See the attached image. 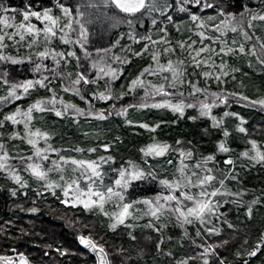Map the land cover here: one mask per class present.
I'll list each match as a JSON object with an SVG mask.
<instances>
[{
	"label": "snow or ice",
	"instance_id": "1",
	"mask_svg": "<svg viewBox=\"0 0 264 264\" xmlns=\"http://www.w3.org/2000/svg\"><path fill=\"white\" fill-rule=\"evenodd\" d=\"M190 4L199 6L201 12L213 9L215 15L193 12L188 7ZM173 11L188 15L189 30L192 32L187 39L177 40L175 46L169 38L167 27V24L174 23ZM10 12L16 15H9ZM17 15L21 17L19 21ZM161 18L166 21L163 26L158 24ZM146 19L151 20L153 31L159 29L164 34L153 39V34L148 29L145 30L147 34L136 32V27L143 25ZM257 21L264 26V8L253 11L248 4L241 3V0H235L234 5L230 0H86V2L74 0L73 3L55 0L52 6L34 5L29 0L22 9H10L0 4V25L3 26L0 28V62L10 66L0 72V81L6 86L4 94L0 95V104L7 105L22 100L40 88L51 93L36 97L26 108L16 106L0 120V128H4L8 122L13 126L23 124L22 131H11L8 139L25 141L31 151L27 156L12 155L7 142L3 139L4 132H0V170L6 172L22 188H27L28 180L20 174L18 167L11 163L13 160L20 161L30 178H34L46 191L55 196L59 190L63 204L82 207L87 211L96 210L108 217V227L114 231L121 225L126 229H134L135 225L130 223V220L150 217L147 226L161 233L154 241L157 252L164 251L163 229L174 220V223L184 230L183 236L177 238L180 246H183L186 237L195 248L193 255L175 259L173 264H197V261L201 264H228L226 259L220 256L218 249L229 244L232 236L236 235L235 231L228 233V238H221L218 243L198 242V238L202 237H221L225 226L227 229H236V225L219 211L221 207L219 197H238L232 203L245 207L248 220L252 219L255 206L264 203V199L254 198L245 204L243 198L246 190L234 192L228 187L226 181L237 179L232 175L235 164L231 156L224 163L231 165L232 169L228 171L217 169L216 155L199 154L197 158V153L193 150H185L182 147L173 149L171 144L153 136L150 143L139 149L147 167L132 159L116 165V157L111 154L98 155L95 158L85 155L96 153V147L75 146L69 149L53 147L50 141L54 132L34 127L33 121L37 119L35 113L51 112L56 117L73 118L76 123H79L81 117L103 121L113 115L123 116L125 123L132 125L137 122L128 119L129 108L168 109L181 117L185 115L186 109H195L200 116L211 119L215 127L221 124V120L213 114V109L220 104L228 105L230 97H236L237 102L248 101L251 105L264 107V96L251 99L242 92L224 94L221 91H211L208 83L212 80L217 84L226 83V77L240 71L230 64L226 57L243 58L251 55L264 65V36L257 35ZM121 25H128L129 39L137 43L146 41L134 55L142 56L148 53L152 63L147 64L130 79L126 91L121 90L117 93L112 87V82L120 79L124 74L122 65L130 64L131 60L128 56L115 53L109 55L111 48L120 43L119 40L114 44L109 40L110 47H98L97 43L103 39V33ZM94 28L97 33L95 40L92 39ZM8 29L14 30L7 31ZM176 30L180 31L179 24H176ZM193 36L196 39H193ZM56 40L69 47L58 50L53 46ZM22 43L29 50L26 54L13 55L8 51L10 47H15L18 53ZM161 45L165 47L161 48ZM90 48L95 49L96 56H93ZM128 51L132 49L129 47ZM78 52H83V59L90 63L91 72L82 63V57ZM165 54H168V57L162 62ZM49 59L52 61L51 66L46 63ZM73 59L76 61V67L83 69L75 74L64 70ZM16 65L25 66V70L38 73L39 77L10 79L11 72L15 71L11 66ZM189 66L193 69L191 73ZM196 69L200 71L197 72ZM190 76L197 79L193 80L189 78ZM200 76L205 78L203 82L199 79ZM50 77L61 78L62 90L79 96L88 107L83 108L71 100H65L55 88L49 87ZM147 77H157L158 81L154 82ZM231 78L236 79L234 75ZM101 80L104 81L103 85L100 84ZM89 84H96L97 88L90 95H85L84 86ZM138 88L143 89L144 93L138 103L117 107V101L123 100L129 93H135ZM156 97L160 99L156 100ZM95 100L112 103L108 108L97 109ZM149 100L152 102L149 103ZM229 115L238 118L237 130L247 135L245 118L238 112L224 113V116ZM188 118L197 119L196 116ZM139 126L154 133L160 127V123L139 122ZM223 136L225 138L230 136L227 128L223 129ZM116 139L119 140V137ZM248 143L251 147L241 155L251 161L264 163V147H261V142L250 139ZM176 144L180 145L181 141L177 140ZM101 147L107 152L111 145L104 143ZM217 150L222 153L231 151L226 140L218 142ZM69 151L79 155L64 154ZM171 152H178V164H174ZM50 153H56V158H51ZM159 157H168L165 163L173 166L168 175H162L149 163L150 158ZM53 172L57 174L55 178L50 175ZM140 189L145 193L154 194H144L137 198V191ZM12 195H16V192L13 191ZM37 195L40 193L37 192ZM110 203L114 205L112 210L106 207ZM137 205L143 207L138 208ZM28 211L36 212L38 209L33 207ZM189 225L196 226L194 236L188 231ZM125 234L131 241L138 240L134 231ZM76 239L80 245L96 253L98 264H125V259L129 264H135L131 255L125 259L115 256L110 259L105 244L97 240L92 232H78ZM171 239L169 236L168 240ZM247 242L245 237L244 243ZM261 248H264V235L259 237L254 248L247 251V256H255ZM57 251L65 255L69 249ZM125 251L123 246L117 249L119 253ZM235 254L243 255L240 251ZM137 255L142 256L143 249ZM166 255L172 257L173 253L169 251ZM18 257L16 260L3 255L0 256V262L31 264L23 252H19ZM243 264H248V261L244 260Z\"/></svg>",
	"mask_w": 264,
	"mask_h": 264
},
{
	"label": "trees",
	"instance_id": "2",
	"mask_svg": "<svg viewBox=\"0 0 264 264\" xmlns=\"http://www.w3.org/2000/svg\"><path fill=\"white\" fill-rule=\"evenodd\" d=\"M86 1V0H84ZM29 0H0V4L8 8L22 9ZM34 5L52 6L55 0H31ZM74 0H65V3H73ZM234 5L235 0H230ZM241 3L248 4L253 11H260L264 8V0H241ZM227 6V5H225ZM188 7L193 12L201 14L204 11H213V9H205L201 12L199 6L190 4ZM54 11H56L54 9ZM214 12V11H213ZM174 23L167 24L169 38L173 41V45L179 39H187L192 35V32L184 33L181 30H176V24L180 22L178 19L180 15H186L185 13L172 12ZM9 15H16L15 13H9ZM159 16V14H156ZM21 17L17 15V21ZM166 21L163 18L158 20V24L163 26ZM257 23V35L264 36V26ZM3 26L0 25V28ZM118 29V30H117ZM148 29L153 34V39H157L158 36L164 33L159 29L153 31V26L150 19H146L144 24L137 26L135 31L141 34L145 33ZM14 29H8L7 31H13ZM116 30V31H115ZM130 29L128 25H121L120 27L112 29L103 34V39L99 40L97 46L110 47L111 43H115L118 38H124L128 36ZM18 38V37H17ZM193 39H196L193 36ZM58 41V40H56ZM55 42V41H54ZM11 44V41H9ZM146 41H139V43L127 37V40L123 41L122 47L116 45L111 48V52L116 55L128 56L131 60L130 64H124V74L120 79L112 82L113 89L119 93L121 90H127V85L130 79L134 78L138 72L147 64L152 63L148 53H144L142 56H135L134 52L139 51L142 45ZM58 50H64L69 46L55 45ZM215 46V45H214ZM78 47V46H77ZM132 51H128V48ZM165 47V45L160 46ZM123 48V50H122ZM13 55H24L29 50L22 43L19 46V52L17 53L15 47L8 49ZM93 55H96L95 49L90 48ZM177 52L179 49L177 48ZM82 57L83 53L78 52ZM103 55V53H101ZM168 54L162 57V62L166 60ZM175 59V56H173ZM229 60V63L234 67L239 68L240 71L232 73L229 77H226V83H219L215 80L209 81L211 91H221L224 94L232 92H242L249 96L251 99H257L264 96V65L261 66V70L256 66L257 60L254 56L248 55L243 58L232 57L225 58ZM251 62V66H249ZM52 63V61H51ZM83 63V61H82ZM87 66L88 63H83ZM52 65V64H51ZM260 65V64H259ZM114 66H116L114 64ZM15 68L14 72H11L10 79L15 77L16 79L24 78H38L35 73L30 70H25V66L16 65L11 66ZM10 66L0 62V72ZM89 68V67H88ZM65 71H71L75 74L81 71L76 67V61L73 59L72 63L67 66ZM91 72V70H89ZM193 71L189 66V73ZM195 71H200L196 69ZM48 74V73H47ZM234 75L236 79H232ZM189 78L195 80L197 77L190 76ZM147 79L158 81L157 77H147ZM199 79L203 82L204 77L200 76ZM243 82V83H241ZM104 81L101 80L100 84L103 85ZM6 86L0 81V95L4 94V88ZM50 88H55L56 91L65 100H71L77 103L80 107L87 108L88 104L83 102L80 97L74 96L72 93H66L62 90L61 84L49 85ZM97 88L96 84L85 85L83 92L85 95H90L92 91ZM103 90V89H101ZM46 89L40 88L33 91L31 96L24 97L22 100L15 101L10 104H0V120H3V116L9 111L14 110L16 106L26 108L33 99L40 95H50ZM143 89H137L135 93H129L123 100L117 101V107L126 105L128 103H138L143 96ZM159 100V97L155 98ZM152 101L149 100V103ZM111 101L95 100L94 104L97 109L108 108ZM225 112H238L242 115L246 124L244 125L248 129L247 135L240 133L237 130L239 120L237 117L231 115L224 116ZM213 114L221 120L219 126H213V121L207 117H202L195 109H186L183 117L177 113H173L168 109H156V108H129L128 119H132L137 122L132 125L125 123L123 116H110L107 120H98L91 117L85 119L80 118L79 123L75 122L73 118H60L56 117L54 113H35L37 119L33 121L34 127H40L44 130H50L54 132L50 143L55 148L69 149L75 146L81 147H96V153H85L95 158L98 155L111 154L116 157V165L124 164L127 160L132 159L137 163L147 167L142 159V153L139 149L151 142L152 137L155 136L160 141H166L172 145L173 149L184 148L185 150L191 149L199 154L208 155L210 153L216 155L217 161L215 167L217 169H223L228 171L232 169L231 165H227L224 161L231 156L234 160L235 168L232 171V175L236 176V180L229 179L226 184L232 191H239L240 189L246 190L244 195V202L247 204L254 198L264 199V163H257L251 161L241 155L246 149H249L251 145L248 143L250 139H256L261 142V147H264V107L260 105H251L248 101L237 102L236 97H230L228 105L220 104L213 109ZM189 116H196L197 119L191 120ZM139 122H146L149 124L160 123V127L156 132H149L148 130L139 126ZM227 128L230 132V136L225 138L223 136V129ZM23 124L19 126H13L8 122L4 128H0V132H4L3 139L7 142L8 148L12 155H21L23 150L30 152V146L25 141L15 139L9 140L8 137L13 130L22 131ZM87 133V136H85ZM119 137V140L116 138ZM180 140L181 144L177 145L176 141ZM220 140H226L227 145L231 149L228 153H222L217 150V145ZM109 143L110 149L105 152L102 144ZM43 146V142H41ZM20 151V152H19ZM19 152V153H18ZM31 153V152H30ZM66 155L78 156L75 152H65ZM178 152H171L170 156L174 161V164H178ZM51 158H56V153H50ZM168 157H159L155 159H149L158 172L162 175H168L173 170V166L167 165L165 161ZM12 163L17 161L13 160ZM49 163L50 162H46ZM17 166V163L15 164ZM115 166V165H114ZM162 166V167H161ZM22 167V163L17 166ZM105 167H108L105 165ZM162 168L164 169L162 171ZM54 178L57 176L55 172L50 174ZM7 179H0V256L18 254L23 252L28 256L32 264H95V258L85 249H83L78 240L76 239L77 233L83 231L84 233L92 232L97 240L104 243L107 251L110 253V259L115 256L120 259H125L129 255L133 257L135 264H173L175 259H182L187 255L194 254L195 245L191 244L187 238L184 241L183 246L177 245V238L174 237L175 230L172 227L163 229V237L165 244L163 246L164 251L157 252L154 247V241L161 236V233L156 232L153 228L148 230H141L134 232L138 240L131 241L125 234L128 229L125 227H118L115 231L106 228L98 217L94 213L86 212L81 207H72L65 205L61 202L63 199L62 194L57 190V195H48L42 193L36 184H31L29 174L28 187L17 190L13 181L7 174ZM31 180V181H30ZM15 191L16 195H12ZM131 191V190H130ZM37 192L40 195H37ZM153 195L154 193H145L143 189L137 191V198L141 195ZM59 197V198H58ZM224 201L223 207L220 208V212L224 213L233 224L236 225V229H227L222 233L221 237L208 236L207 238H198L200 243H213L219 242L221 238H228V233L235 231L236 235L232 236L229 240V244L218 249L220 256L225 258L228 264H243L244 260L248 261V264H264V248L253 257L247 256V251L255 247L257 240L261 235H264V203L257 204L254 208L253 217L251 220L246 218V209L244 206H238L232 201L238 199V197H219ZM224 199V200H222ZM226 201V202H225ZM37 208L38 211L31 212L28 209ZM139 215V214H138ZM149 217H143L141 220L148 219ZM88 225V227H84ZM195 226L190 227L189 233L194 236ZM173 231V232H172ZM172 237L168 240V237ZM245 237L247 243H244ZM102 238V239H101ZM148 239V241H147ZM123 246L126 251L123 253L117 252V249ZM69 249L68 253L61 255L57 249ZM143 249V255L138 256L137 253ZM173 253L172 257L166 255L167 252ZM243 253L242 256H236V252ZM47 253V254H46ZM125 264L129 262L125 259ZM197 264H201L197 261Z\"/></svg>",
	"mask_w": 264,
	"mask_h": 264
},
{
	"label": "rangeland",
	"instance_id": "3",
	"mask_svg": "<svg viewBox=\"0 0 264 264\" xmlns=\"http://www.w3.org/2000/svg\"><path fill=\"white\" fill-rule=\"evenodd\" d=\"M84 2H86V1H84ZM58 14V13H57ZM202 15H215V12H213V11H204L203 13H202ZM178 21L180 22L179 23V25H180V30H181V32H184L185 34L186 33H188V32H190L191 33V31L189 30V27H190V21L188 20V16H186V15H180V18L178 19ZM98 27V26H97ZM114 30V29H113ZM118 30V29H117ZM116 31V30H115ZM103 34H107V33H103ZM127 37L128 36H125L124 38H118V40H119V46L120 47H122V43H123V41L124 40H127ZM97 38V33H96V30H95V28H94V32H93V37H92V39L93 40H95ZM56 42V44L57 45H63L62 43H60L59 41H55ZM55 42L53 43V45H55ZM83 53V52H82ZM93 56H96V55H93ZM82 61H83V63H88L87 64V66L86 67H89V70H91L90 69V63L87 61V60H84L83 59V56H82ZM46 63L47 64H49L50 66H51V60L49 59L48 61H46ZM257 63H258V65L256 66L258 69H260L261 70V66H263V65H261L260 63H259V61H257ZM260 64V65H259ZM80 69V68H79ZM80 70H83V69H80ZM68 71V70H67ZM46 75H47V73H45ZM37 75H39L38 73H35V76H37ZM50 79H51V77H50ZM55 83H57V84H61L62 83V80H61V78H59V77H57V78H55V79H51V83L49 84V85H52V84H55ZM77 98H78V96H77ZM83 102H85V101H83ZM20 152V151H19ZM18 152V153H19ZM31 152V151H30ZM30 152H27V150H23V152H22V154L21 155H25V156H27V155H30L31 153ZM15 161H17L16 163H17V166H18V164H20L21 162L20 161H18V160H15ZM12 163V162H11ZM16 163H12V164H16ZM19 169V171H20V174L26 179V180H29V178L27 179V177H28V173L26 172V171H24V165L22 164V167H19L18 168ZM7 173L6 172H4V171H2V170H0V179L2 178H5V179H7ZM8 180V179H7ZM32 180V181H31ZM30 181H31V184H36L37 185V188L42 192V193H44V194H48V195H50L51 194V192L50 191H46L44 188H42L41 186H40V184L34 179V178H32ZM13 183H15L14 185L16 186V189L17 190H20L21 191V189H24V188H22L19 184H17L16 182H13ZM222 200H224V199H222ZM245 203V202H244ZM225 203H224V201H222L221 202V207H223V205H224ZM106 207L108 208V209H110V210H112V209H114V205L113 204H108V205H106ZM136 207H138V208H142L143 207V205H137ZM220 207V208H221ZM82 208V207H81ZM84 211H86V212H88L87 210H85V209H83ZM219 211H220V209H219ZM90 213H94V214H96L98 217H100V220H101V223L106 227V228H108V229H110L109 227H108V224H109V219H108V217H105V216H103L101 213H98L96 210H93V211H89ZM140 215V213H137V215ZM150 219V217L148 218V219H144V220H141V219H135V220H130L129 222L130 223H132V224H134L135 225V228L134 229H128V231H134V232H137V231H141V230H148L150 227H148L147 226V224H148V220ZM168 226L169 227H172L174 230H175V234H174V237L176 238V237H182L183 236V229L178 225V224H176V223H174V220H173V222H170L169 224H168ZM192 226H195V225H192ZM119 227H124L123 225H121V226H119ZM190 227H191V225H189V226H187V228H188V231H189V229H190ZM196 227V226H195ZM168 228V227H167ZM173 232V231H172ZM193 233H194V229H193ZM187 240V238L185 237L184 238V241H186ZM147 241H148V239H147ZM200 242V241H199ZM176 244L177 245H180L179 243H178V240H177V242H176ZM202 250V249H201Z\"/></svg>",
	"mask_w": 264,
	"mask_h": 264
},
{
	"label": "water",
	"instance_id": "4",
	"mask_svg": "<svg viewBox=\"0 0 264 264\" xmlns=\"http://www.w3.org/2000/svg\"><path fill=\"white\" fill-rule=\"evenodd\" d=\"M79 243V242H78ZM83 249H85L86 251H88L94 258H95V264H98V261H97V255L96 253L92 252L90 249H87L85 248L83 245H80ZM11 257H13L14 259L18 260L19 257H18V254H13V255H9ZM0 264H3V262H0ZM32 264V263H31Z\"/></svg>",
	"mask_w": 264,
	"mask_h": 264
}]
</instances>
